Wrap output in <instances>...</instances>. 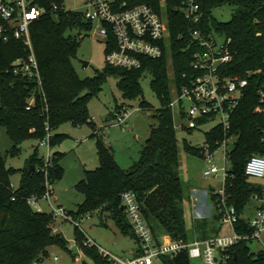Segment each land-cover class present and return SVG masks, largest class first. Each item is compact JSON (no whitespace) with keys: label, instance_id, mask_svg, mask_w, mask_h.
I'll return each mask as SVG.
<instances>
[{"label":"trees","instance_id":"1","mask_svg":"<svg viewBox=\"0 0 264 264\" xmlns=\"http://www.w3.org/2000/svg\"><path fill=\"white\" fill-rule=\"evenodd\" d=\"M160 0H129L128 8L146 4L159 12ZM202 15L201 29L206 33L223 36L231 55V61L222 67L228 77L247 80V87L239 105L231 115L230 130L225 134L220 126L205 134V147L195 148L184 142L186 152L203 158L206 150L213 152L225 139L235 138L228 159V173L224 182V198L212 194L213 214L197 219L191 228L186 227L183 202L185 193L179 177V147L174 126V110L169 108L173 99L172 88L178 87L183 74L191 72L192 49L186 50L188 23L167 2L170 50L159 59L141 58L139 69H123L107 65L103 72L91 78L80 79L71 60L75 57L81 37V29H91L92 24L80 11L67 10L63 0H33V5L45 13L30 27L33 52L39 68L40 85L34 79L15 75L11 63L27 58L28 52L21 42L11 40L0 45V126L5 128L13 147L27 139L42 141L49 138V147H55L66 137L54 134L63 123L77 126L88 121V103L98 95L108 75L118 76V89L123 98L134 100L141 96L140 80L150 73L151 87L160 102V109L152 115L156 125L148 131L139 160L129 169H121L113 153L94 132L99 165L85 170L84 177L75 186L84 201L76 212H69L73 221L84 216L108 213L118 231L136 242L129 220L121 209V195L134 194L140 212L153 239L159 243L164 238L182 241H203L219 237L223 225V205L235 210L237 221L234 231L242 237L236 244L222 251V264H264V251L252 252L248 243L254 230L243 218V211L251 198L259 199L263 187L249 181L245 166L252 156L264 155V113L256 111L258 92L264 88V79L254 72L264 66V0H197ZM230 6L232 15L228 22L213 16V10ZM56 6V9H54ZM77 30L75 35L70 34ZM179 36H182L179 39ZM109 48L106 47V54ZM169 59L173 76L169 75ZM33 99L32 103L29 100ZM118 108V113L124 110ZM143 111L152 107L141 101ZM125 111V110H124ZM201 123V122H200ZM203 124V123H202ZM192 131V130H189ZM60 152L50 154L46 176L42 171L44 161L36 154L30 156L27 168L21 175L19 187L11 189L10 177L14 169L7 168L0 155V264H30L48 257V248L58 246L67 249V241L53 233L52 214L38 212L27 204L31 197L38 201L45 193L46 180L52 186L64 176L59 161ZM38 172L28 174L31 167ZM264 207V206H262ZM76 245L90 257L93 264H112L96 247L84 245L85 236L76 227ZM163 264H191L187 251H180L174 258L162 257ZM86 264V263H83Z\"/></svg>","mask_w":264,"mask_h":264},{"label":"built area","instance_id":"2","mask_svg":"<svg viewBox=\"0 0 264 264\" xmlns=\"http://www.w3.org/2000/svg\"><path fill=\"white\" fill-rule=\"evenodd\" d=\"M171 1L175 3L176 9L189 25L186 30V37L189 39L186 50L192 49L193 53L190 62L191 72L183 74L178 87L173 86V99L169 108L173 109L174 113L177 112L178 118L183 122L182 128L194 130L202 123L215 121V127L220 126L226 134L230 130L231 115L239 105L247 87V80L228 77L222 72V67L231 61L227 43L224 41L223 44H219L216 39L219 35L213 32L206 33L201 29L202 15L197 0ZM167 2L168 0H160V10L156 12L146 4L128 8L129 0H83V18L91 24L96 23L92 37L104 41L109 48L106 54L109 66L129 70L139 69L141 58L159 59L165 50H170ZM44 13L43 8L33 5V0H0V45L14 40L21 42L28 52L27 58H19L11 63L12 72L15 75L34 79L39 85L41 84L39 68L33 52L30 27ZM181 38L182 36H179V39ZM254 75H261L264 79V66L256 70ZM258 96L260 105L256 111L264 113V88L259 90ZM32 102L33 99H30L29 103ZM125 116V114L117 116V122L122 124ZM48 140L47 136L40 144L49 147ZM228 140L225 139L219 146L224 148V165L221 169L212 164L214 152L219 147L213 152L206 150L203 159L209 167L203 172L205 178L217 176L221 170L225 182L230 154L227 150ZM49 158L50 153L48 152L44 161L46 167L42 169L45 176ZM245 175L248 178H264V155L252 156L248 160ZM45 188L42 199H46L51 206L53 218L61 216L68 219L64 210L53 207V189L47 180ZM216 194L222 197V204H224V190ZM120 199L138 244L136 255L133 258L119 259L111 256L96 246L92 239L80 230L85 236L84 245L96 247L99 253L112 264H163L162 257L172 259L182 250L187 251L190 260H200L202 264H222L225 259L222 251L242 239L233 229L237 221L234 208L223 205L222 222L232 227V237L195 240L188 244L164 238L156 243L141 215L134 194L124 192ZM37 202L34 197L27 200V204L34 210L42 212ZM73 223L78 227L77 222L73 221ZM247 223L254 230L253 238H259L264 230V207H259ZM53 260L56 262L58 257H54ZM30 264L48 263L44 259L34 260Z\"/></svg>","mask_w":264,"mask_h":264},{"label":"rangeland","instance_id":"3","mask_svg":"<svg viewBox=\"0 0 264 264\" xmlns=\"http://www.w3.org/2000/svg\"><path fill=\"white\" fill-rule=\"evenodd\" d=\"M67 10L83 12V0H63ZM213 16L221 21L228 22L232 15V8L224 5L213 10ZM96 23L92 24L91 29H81V37L72 66L80 79L91 78L96 72H103L108 65L106 60V43L92 37V31ZM72 35L78 33L77 30L69 32ZM217 42L223 44L225 38L216 36ZM83 63H87L84 66ZM172 63L169 60V75L173 76ZM151 74L145 73L140 80L141 96L134 100L123 98L118 89L119 78L115 75H108L102 84V88L97 96L92 97L88 103V121L81 125H73L70 122L60 125L54 134L65 135L62 142L55 147L41 145L42 141L27 139L23 141L18 152L13 154V144L9 139L5 128L0 126V155L5 161L7 168L14 169L10 177V183L13 191L19 187L21 175L27 168V162L31 155L36 154L39 159L46 160L48 152L50 154L60 152L63 157L59 161L64 169V176L52 185L54 208L62 209L66 214L76 212L78 205L84 201L82 194L78 193L75 186L83 179L85 170H93L98 165L95 142L92 137L95 130L100 134L104 144L109 147L113 153L118 166L123 169H129L139 160L140 151L148 137V131L152 125H156L152 115L160 109V102L151 87ZM141 101L148 103L152 109L143 111L139 108ZM124 105V110L118 113V108ZM188 106V104H185ZM125 116L124 122L119 124L117 116ZM183 122L178 118L177 112L174 114V126L179 147V168L178 173L185 193L183 202L186 227L192 226L194 211L192 209L193 201L200 205L204 215L212 214V194L221 191L224 187V177L222 172L217 176L205 178L203 172L209 167L203 158L186 152L184 142L195 148L205 147V134L215 127L216 122L198 126V128L189 131L182 128ZM235 138H231L227 143V150L231 151L234 146ZM223 146L214 152L213 165L221 169L224 165ZM46 164L44 163V166ZM228 167V164H227ZM33 172H38L34 168ZM250 182L259 184L263 187V193L259 199L251 198L243 211V218L250 220L258 207L264 205V178H249ZM194 188V189H193ZM43 197V196H42ZM42 212L52 214V208L46 199H39L37 202ZM73 217L69 214L68 219L61 216L54 218L53 233L60 234L67 241V249L58 246L48 248V264H93L83 250H79L76 245V226L73 223ZM78 227L82 230L100 249L119 259H131L136 249V241L130 236L121 234L116 228L114 222L108 218V213H92L90 216H84L77 220ZM233 235L232 227L224 223L219 233L220 238H230ZM76 246L79 253L73 254L71 249ZM251 251H264V230L259 238H253L248 243ZM58 256L55 262L53 258ZM191 264H202L200 260H191Z\"/></svg>","mask_w":264,"mask_h":264},{"label":"crops","instance_id":"4","mask_svg":"<svg viewBox=\"0 0 264 264\" xmlns=\"http://www.w3.org/2000/svg\"><path fill=\"white\" fill-rule=\"evenodd\" d=\"M194 189V188H193ZM262 206H264V205H261L260 207H262ZM259 208V207H258ZM257 208V209H258ZM192 209H193V211H194V219H193V221L194 220H197V219H203V218H208V217H210L212 214H207V215H204L205 213H203L202 212V210H200V205H198L197 204V202H195V201H193V204H192ZM256 209V210H257ZM212 211H214V207H213V203H212ZM137 243V242H136ZM75 246V245H74ZM137 249H138V244H136V249H135V252H134V256L136 255V252H137ZM78 250V249H77ZM259 251H260V249H259ZM73 253V252H72ZM78 253H79V251H78ZM74 254V253H73ZM133 256V257H134ZM55 257H58V256H55ZM132 257V258H133Z\"/></svg>","mask_w":264,"mask_h":264},{"label":"water","instance_id":"5","mask_svg":"<svg viewBox=\"0 0 264 264\" xmlns=\"http://www.w3.org/2000/svg\"><path fill=\"white\" fill-rule=\"evenodd\" d=\"M84 66H87V63H83ZM34 170V167L32 166L29 171H28V174L32 173ZM121 209H123V207H121ZM71 251L74 253V254H78V250H77V247L76 246H73Z\"/></svg>","mask_w":264,"mask_h":264}]
</instances>
